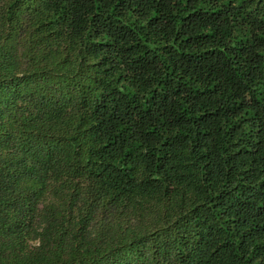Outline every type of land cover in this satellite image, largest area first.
Returning <instances> with one entry per match:
<instances>
[{"label": "trees", "instance_id": "trees-1", "mask_svg": "<svg viewBox=\"0 0 264 264\" xmlns=\"http://www.w3.org/2000/svg\"><path fill=\"white\" fill-rule=\"evenodd\" d=\"M0 264H264V0H0Z\"/></svg>", "mask_w": 264, "mask_h": 264}]
</instances>
